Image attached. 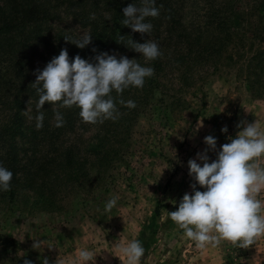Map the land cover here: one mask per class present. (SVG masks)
I'll use <instances>...</instances> for the list:
<instances>
[{
    "label": "rangeland",
    "instance_id": "1",
    "mask_svg": "<svg viewBox=\"0 0 264 264\" xmlns=\"http://www.w3.org/2000/svg\"><path fill=\"white\" fill-rule=\"evenodd\" d=\"M93 1L101 5L103 0L85 3ZM230 1L243 15L244 29L253 39L256 36L242 63L223 60L226 55H215L209 63L194 53L179 59L178 35L184 31L190 39L192 28L195 36L208 37L203 32L208 11L214 7L218 12ZM263 1L155 0L159 16L145 21L152 24L151 32L145 39L139 33L131 38L157 42L160 57L145 62L125 47L128 37L120 46L102 48L154 69L143 88L130 87L120 96L112 92L119 118L88 124L82 122L78 108H59L65 122L57 127L58 106L45 104L39 129L33 73L61 49L77 55L85 50L87 46L77 48L63 37L78 39L90 33V21L85 20L84 7L62 0L37 1L36 10H44L38 23L0 14V26L20 22L34 31L37 24L40 35L52 41L47 49L36 43L39 39H31L33 34L28 39L26 30L5 39V31H0V165L13 173L11 190L0 191V264H23L24 259L41 264L44 257L49 264H80L82 249L97 254L95 264H128L119 248L133 240L141 241L146 250L140 264H264V235L247 248L221 241L199 249L167 215L186 192H192L187 162L206 147L205 136H214L219 149L242 130L236 127L240 121L256 122L264 133V86L256 85L258 70H247L245 64L258 46L264 48ZM127 2L141 5V0ZM106 13L92 10L104 19ZM244 44L248 50L249 43ZM120 99L133 100L136 107L122 106ZM224 126L227 133L220 131ZM208 155L210 162L215 159L214 153ZM255 162L264 167V155ZM113 196L119 197L117 205L105 213V202ZM256 198L264 216V188ZM33 239L43 241L40 250L32 248Z\"/></svg>",
    "mask_w": 264,
    "mask_h": 264
},
{
    "label": "clouds",
    "instance_id": "2",
    "mask_svg": "<svg viewBox=\"0 0 264 264\" xmlns=\"http://www.w3.org/2000/svg\"><path fill=\"white\" fill-rule=\"evenodd\" d=\"M122 14L121 24L143 36L153 27L145 22L146 18L158 17L159 8L155 6V0H141L140 6L128 4L122 9ZM90 19H95V14L90 15ZM63 38L80 49L92 41L90 33H83L78 39L71 36ZM116 43L124 44V36L120 35ZM125 47L138 53L145 62L162 55L159 45L153 40L140 43L129 37ZM92 51L96 52V49ZM117 57L115 53L99 52L90 59L76 55L70 62L67 49H61L59 55L52 57L42 70L36 69L33 73L35 81L31 85L39 97L36 103L37 129L43 127L44 113L40 110L45 104L58 106L54 113L57 127L65 122L59 108H78L82 122L88 124L118 119L120 112L112 92L120 96L130 87L143 88L146 79L154 75V69L142 66L137 59L124 55ZM118 103L129 109L136 107L133 100L120 99ZM236 127L242 130L234 139L228 137L229 142L219 149L214 136L204 137L206 147L187 162L188 175L194 181L190 184L192 192L183 195L175 211L167 212L169 219L199 249L216 247L221 241L247 248L264 235L261 201L256 198L264 188V167L255 162L256 158L264 155V133L256 122L240 121ZM220 131L227 133V126ZM209 153L215 154L211 162ZM12 178L13 173L0 165V191L11 190ZM197 186L204 190H197ZM118 199V196H113L107 200L104 212H110ZM42 247L43 241L33 239L34 250ZM119 251L128 264H140L146 250L141 241L133 240L120 247ZM96 255L82 249L78 259L80 264H95ZM23 264H32V261L24 259ZM41 264H49L48 258L44 257Z\"/></svg>",
    "mask_w": 264,
    "mask_h": 264
},
{
    "label": "trees",
    "instance_id": "3",
    "mask_svg": "<svg viewBox=\"0 0 264 264\" xmlns=\"http://www.w3.org/2000/svg\"><path fill=\"white\" fill-rule=\"evenodd\" d=\"M2 1L3 3L6 2V4L0 3V14H3V16L7 19H12L20 16L22 19H24L21 21L22 23L29 22V24H32L35 21L36 23H38V16L42 12L41 10H43H36L37 1L39 2V0H28V2H23L22 0H20V6L19 4H7V1L18 3L17 0ZM127 1L128 0H103L101 1V5L99 1H93L92 4L89 5V3H85V0H62V2H71V6L75 4L82 9L84 7L83 11L85 10V20L90 21L89 28L92 36V41L89 45H87L85 50L80 52L79 55L81 58L90 59L99 52H102V48L120 46L121 44L116 43L120 35L124 36L125 43L127 37L129 38L137 34L132 32L130 28L125 27L121 24V21L124 18L122 9L127 6ZM260 5L261 7H263L264 1L261 2ZM4 6L8 7L6 8ZM226 7H228L229 9H225ZM234 7L235 6L233 2L230 1L224 3L220 7V10L218 12H214V7L211 8L212 10L208 11L207 14H209V16L206 17V22H204L203 27V32L209 33L208 37L204 35L195 36V34H193L194 30L190 28V32L192 35L190 34L191 37L190 39H188L189 34L183 31L186 28H182L183 35L188 40L184 39L182 34L178 35L179 59H183L188 53H194L197 59H205V61L209 63L210 59H212L215 55L218 58L226 55V58H223V60L227 59L230 62L235 60L236 62L241 64V59L244 58L246 52L253 50V40L256 39V36L253 39V37H251V35L244 29L243 24L246 21H244L243 15L241 13H238ZM92 10H101L107 12V18L104 19L102 16H98V14H95V19L90 20ZM81 12L82 10L80 12H76V14L79 15L81 14ZM212 13H215V15L217 16H215V18H212ZM261 13L262 16H264V8L261 10ZM34 14H36V18H32ZM2 30L5 31L2 39L11 36V33L13 32L19 30L23 32L26 30L25 32L28 34V39H30L29 35L33 34L34 38L31 39H39L38 41H36V43H42L44 45V48L51 49L52 41L40 35L39 26L37 24L34 28V31L28 30L26 27L22 26L20 22H17L15 24H3L0 26V31ZM155 30L158 32V28H155ZM140 36L142 35L140 34ZM142 38L145 39V36L143 35ZM245 41L249 43L248 50L245 49L247 47L244 44ZM60 45L61 43L59 45L53 46V49L59 47ZM93 48L96 49V52L92 51ZM240 50H243V52H241ZM75 52L77 51L75 50ZM68 53L69 58L75 57L77 55L76 53L74 54L71 49L68 51ZM50 60L51 58L48 60V62ZM245 61L247 70L248 68L252 71L254 69L258 70V74L255 75V81L257 83L256 85H258L259 89H261V87L264 86V80L262 81V78L264 77V48L261 45L258 46L254 50L252 56L247 57ZM254 63H256L255 67H249L251 64L253 66ZM20 71H22L23 73L25 72L23 64L22 66L20 64ZM178 71H180V69ZM252 85H255V82H252ZM197 190L203 191V189L199 186H197Z\"/></svg>",
    "mask_w": 264,
    "mask_h": 264
}]
</instances>
